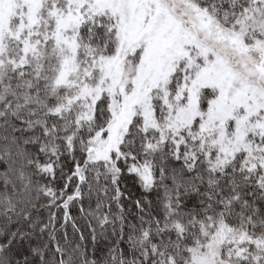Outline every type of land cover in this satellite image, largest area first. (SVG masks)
Returning a JSON list of instances; mask_svg holds the SVG:
<instances>
[{
    "label": "snow or ice",
    "instance_id": "6c2138e0",
    "mask_svg": "<svg viewBox=\"0 0 264 264\" xmlns=\"http://www.w3.org/2000/svg\"><path fill=\"white\" fill-rule=\"evenodd\" d=\"M0 264H264V0H0Z\"/></svg>",
    "mask_w": 264,
    "mask_h": 264
}]
</instances>
